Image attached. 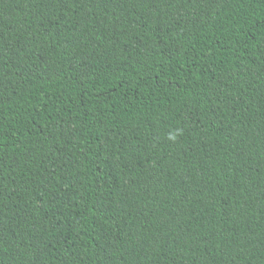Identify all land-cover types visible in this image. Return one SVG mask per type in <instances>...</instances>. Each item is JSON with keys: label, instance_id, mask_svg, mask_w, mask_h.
Here are the masks:
<instances>
[{"label": "trees", "instance_id": "obj_1", "mask_svg": "<svg viewBox=\"0 0 264 264\" xmlns=\"http://www.w3.org/2000/svg\"><path fill=\"white\" fill-rule=\"evenodd\" d=\"M0 264H264V0H0Z\"/></svg>", "mask_w": 264, "mask_h": 264}]
</instances>
